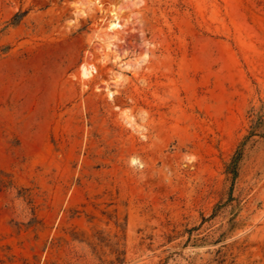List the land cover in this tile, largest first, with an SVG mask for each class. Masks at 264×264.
I'll return each mask as SVG.
<instances>
[{
  "label": "rangeland",
  "instance_id": "rangeland-1",
  "mask_svg": "<svg viewBox=\"0 0 264 264\" xmlns=\"http://www.w3.org/2000/svg\"><path fill=\"white\" fill-rule=\"evenodd\" d=\"M253 109L264 0H0V264H264Z\"/></svg>",
  "mask_w": 264,
  "mask_h": 264
},
{
  "label": "trees",
  "instance_id": "trees-1",
  "mask_svg": "<svg viewBox=\"0 0 264 264\" xmlns=\"http://www.w3.org/2000/svg\"><path fill=\"white\" fill-rule=\"evenodd\" d=\"M251 121L252 124L250 126L249 135L246 138V143L252 139L255 136H260L261 138H264V112L263 111H256L253 109L251 111ZM243 156V150L237 151V154L233 160V164L231 165V169L234 171L237 169L238 164Z\"/></svg>",
  "mask_w": 264,
  "mask_h": 264
},
{
  "label": "bare ground",
  "instance_id": "bare-ground-1",
  "mask_svg": "<svg viewBox=\"0 0 264 264\" xmlns=\"http://www.w3.org/2000/svg\"><path fill=\"white\" fill-rule=\"evenodd\" d=\"M120 25V23L118 22V17L114 20V21H112L110 24H109V27L111 28V29H116L118 26ZM124 65H126V67H129V66H131V63L130 62H128V63H123ZM83 69H82V75H83V77H91L93 74H94V69H92V68H88V67H85L84 65H83V67H82Z\"/></svg>",
  "mask_w": 264,
  "mask_h": 264
}]
</instances>
